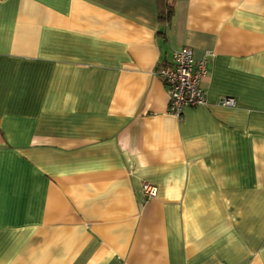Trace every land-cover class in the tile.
I'll return each instance as SVG.
<instances>
[{
    "label": "crops",
    "instance_id": "obj_1",
    "mask_svg": "<svg viewBox=\"0 0 264 264\" xmlns=\"http://www.w3.org/2000/svg\"><path fill=\"white\" fill-rule=\"evenodd\" d=\"M168 2L0 0V264H264V0Z\"/></svg>",
    "mask_w": 264,
    "mask_h": 264
},
{
    "label": "built area",
    "instance_id": "obj_2",
    "mask_svg": "<svg viewBox=\"0 0 264 264\" xmlns=\"http://www.w3.org/2000/svg\"><path fill=\"white\" fill-rule=\"evenodd\" d=\"M156 74L168 92L167 112L176 117H181L186 107H197L206 103V94L202 81L207 75V60L194 59L191 48L183 46L174 49L171 60L159 64L155 69ZM222 106H233L235 100L231 97H222L219 100ZM143 195L146 198L156 194V187L144 183ZM212 264H226L225 262H214Z\"/></svg>",
    "mask_w": 264,
    "mask_h": 264
},
{
    "label": "trees",
    "instance_id": "obj_3",
    "mask_svg": "<svg viewBox=\"0 0 264 264\" xmlns=\"http://www.w3.org/2000/svg\"><path fill=\"white\" fill-rule=\"evenodd\" d=\"M160 8V18H169L172 13V7L168 0H158Z\"/></svg>",
    "mask_w": 264,
    "mask_h": 264
}]
</instances>
